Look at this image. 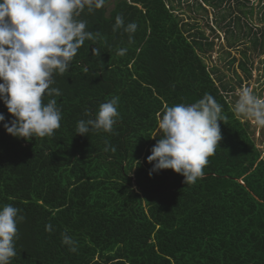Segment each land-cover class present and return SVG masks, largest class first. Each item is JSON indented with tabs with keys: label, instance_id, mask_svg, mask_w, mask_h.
Listing matches in <instances>:
<instances>
[{
	"label": "trees",
	"instance_id": "trees-1",
	"mask_svg": "<svg viewBox=\"0 0 264 264\" xmlns=\"http://www.w3.org/2000/svg\"><path fill=\"white\" fill-rule=\"evenodd\" d=\"M250 1L105 0L80 14L96 39L54 74L60 96L43 98L57 100L61 127L26 140L0 122V208L11 204L24 217L11 264H264L263 131L255 137L256 126L235 115L234 81L205 61V52L220 50L229 69L237 62L239 87L252 78L264 53V24L252 15L264 22V0ZM117 15L136 32L113 31ZM206 93L222 105L224 121L203 178L184 184L172 169L149 175L165 107ZM112 96L119 97L114 132L76 134L77 122L94 118ZM0 113L13 118L2 101ZM65 234L75 252L62 243Z\"/></svg>",
	"mask_w": 264,
	"mask_h": 264
},
{
	"label": "clouds",
	"instance_id": "clouds-1",
	"mask_svg": "<svg viewBox=\"0 0 264 264\" xmlns=\"http://www.w3.org/2000/svg\"><path fill=\"white\" fill-rule=\"evenodd\" d=\"M104 3L105 0H0V101L13 117L5 121V115L0 113V122H4L8 134L26 140L44 138L61 127L57 100L50 99L45 104L43 98L60 96V90L51 87L54 74L63 75L84 42L96 39L78 17L85 10L94 12ZM118 29L135 33L137 24L125 25L124 18L117 15L113 31ZM126 51L119 49L118 55ZM99 54L98 48L92 49V55ZM254 87L237 89L233 112L257 128H264V98L254 94ZM118 105L119 97L112 96L99 106L94 118L77 122L76 134L113 133ZM218 121H224L222 105L211 94L206 93L195 103L165 107L158 120L162 135L146 158L154 162L149 175L172 169L183 176L184 184H195L203 178L208 158L215 154L222 139ZM18 212L11 204L0 208V264H11L17 254V223L24 219ZM45 230L51 232L52 225L46 224ZM62 243L69 245L72 252L77 250L67 234Z\"/></svg>",
	"mask_w": 264,
	"mask_h": 264
},
{
	"label": "rangeland",
	"instance_id": "rangeland-1",
	"mask_svg": "<svg viewBox=\"0 0 264 264\" xmlns=\"http://www.w3.org/2000/svg\"><path fill=\"white\" fill-rule=\"evenodd\" d=\"M257 3H258V0H251L248 5L253 4L254 6H256ZM186 4H185V6L182 7L183 8L182 10H185L186 11V15H187V14H190V11L186 7ZM182 10H179L180 14H184V12ZM252 16H253L252 17V21L253 22H255L256 24L259 23V26H263L264 22H260L259 21V19H260L259 14L257 15L256 12L254 11ZM199 25H200V27H202V29L205 31V33L207 35L211 34L210 29L204 24V20L203 19L200 21ZM218 32L220 33V42H221V44H225V42L223 41L224 38H223L222 30L218 31ZM211 35L213 36V34H211ZM215 41H217V39H215ZM216 48H217V46H216ZM230 52H231L232 56H235V57L239 58L238 50H236L235 48H231ZM205 55L209 56V58L205 57V61L208 64V66H212L214 64L218 65L221 68L222 72L227 75V79H230L231 81L232 80L234 81L236 90H235L234 95L232 93L230 94V98L234 99L233 104H235V102H236V100L238 98L237 95H236L237 89H239V88H241V87H243L245 85H247V86L255 85L254 94H256L257 96L263 98V96H264V78L263 77L260 78L259 75H260V73L262 71H264V53L261 54L260 58H255V62H254L255 69L253 70V76L249 80H244L242 82L241 87H239L236 84L235 76H234V73H233V71L236 70V72L238 74L242 75L240 70L236 67L237 66V62H235L233 64V66L229 69L228 68V62H226L227 60H225V61L223 60V53H221L220 50H218L217 52H216V50L207 51V52H205ZM248 83H249V85H248ZM260 129L261 128H257L256 127L255 137H257L259 135V130ZM262 131H263L262 138L264 139V128H262ZM156 133H159V130H157ZM260 147L264 148V142H262V144H260Z\"/></svg>",
	"mask_w": 264,
	"mask_h": 264
}]
</instances>
